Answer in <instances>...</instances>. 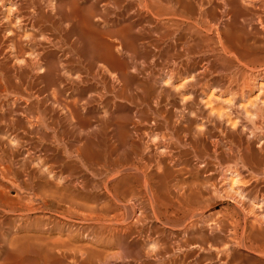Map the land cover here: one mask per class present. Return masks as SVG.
Wrapping results in <instances>:
<instances>
[{
    "label": "bare ground",
    "instance_id": "bare-ground-1",
    "mask_svg": "<svg viewBox=\"0 0 264 264\" xmlns=\"http://www.w3.org/2000/svg\"><path fill=\"white\" fill-rule=\"evenodd\" d=\"M121 1L123 0H0V72H2L4 76L3 81L5 83V85H2V81H0V92L8 94L7 90L10 89V92H16V94H20L23 93L20 87L25 85L27 89L24 90L30 91L29 95L33 96L34 99H37L38 96L41 95L42 91L40 89L35 91L34 89L36 88L37 84H39V81H50L53 79V77H55V63L53 64L51 62L45 61L42 53H37L36 51H27L40 50L39 47H41L43 44L55 46V43H58L56 42L57 39L55 38L59 37H55L53 34V32L56 33V31L64 33L63 36L66 39V41L64 40V43H69V45H66L67 50V46L71 47L72 49L82 48L85 50V53L82 52V54L85 56V59L87 56L90 58V63L87 62L88 60H85L87 63H89L87 64L88 67H86V70L87 68L91 70H88V72L85 71V73L89 74V72H91V74L88 76L93 79L98 77L107 83L105 81V76L107 75L106 73H109L107 72L109 69L105 63L108 59L112 58L113 55L111 50H113L114 47L108 44L105 39L107 37L118 36L122 37L121 39L119 38V40L124 43L126 42L125 40H127L126 36L133 34V23L124 25L122 24L121 26L120 23L118 24L119 27H117L115 23H118L119 21L115 20V23H112L115 25V27L111 29L105 28V26H111V24L109 25L110 21L107 20V14L110 10H120ZM131 1L133 0H129V3L132 4ZM145 1H147L148 5L152 4L153 7H150L153 12L151 10L150 11L153 13L155 18V21L150 24L151 28L149 30L150 32H148L151 33L150 35L152 36L151 39H148L150 40V46L153 48V50H157V52L159 50H168L169 53L166 55L170 61V65L168 67L169 69H167L168 71H166V74L164 73L165 75L163 79L159 78L157 83H163L164 85L173 89V93H178L180 97H178V95L177 97L180 98L179 100L181 101V105H178L180 106L178 108L180 111L175 109L172 106L173 104L170 102L162 101L159 96L147 98L144 93L141 95V97L132 93V88L127 86L123 79H119L113 75L114 73H111L112 75L109 73L112 83L115 80L117 83H119V86H113L114 83H109L108 85L119 98L129 101L132 104L134 102H140V105H143L144 107V112H142L143 115H145L146 112L151 114L150 118H147L145 121H143L146 122V126L148 125L145 134L139 137L141 141H145V145L148 147V149H146L147 151H157L160 150L159 148H161L165 151L167 150L168 153L170 150H168V148L171 144H161L160 141L162 140L161 138L163 136L160 133L155 132V130L157 131L158 128L160 129V126L163 124L166 126V129L169 128L174 136H176L175 139L179 144H182L185 148L187 147V149H190L188 150L189 152H186L192 154L196 160V164L194 163L195 165L191 166L189 163H187V161H183L182 166L176 165L178 168L175 170V172L171 170L172 173L174 172V175L175 173L187 174V177L193 178V181L188 180V182H178V186H176L174 183L175 185H173V187H176L172 189L173 194H169V192L172 190H168L169 192L166 190L168 194L171 195V203L168 204L169 202L166 201L168 199H165L168 198V195L165 194L166 196L164 199L169 205V212L171 210L172 214L174 215V222L172 221L173 225L175 224V227H181L189 239L196 236V239L198 238L199 242H196L195 245L193 244L190 246L188 241H182L179 244H176V246L172 245L170 248L165 246L163 248L160 247V249L156 250L158 252L157 256L160 260L163 259L162 261L165 262L166 259L167 261L169 259L173 261V255L174 252H177L176 250H179V252H181L180 254L184 257H188L189 255L193 254L196 256V258L200 256L198 253V251H200L206 252L212 259L218 261L219 264H238L234 259H232V261L230 259L232 255L237 253L238 249H241L249 252L252 256H255L254 258L252 257L254 264H264V0H150V3H148V0H144V2ZM160 1L167 2L168 5L164 6L165 4L162 5ZM143 6L144 5H142V7ZM144 8H146V6ZM145 11L148 12L147 9H145ZM52 13L56 14L58 19H55L53 16H51ZM120 17H122L121 14L118 15L117 19ZM62 21L66 22L68 25V29L66 27L67 30H63L61 28ZM132 37V39H130L135 42L137 40L136 35H132ZM4 44H6L5 49L2 48ZM55 47H57V44ZM59 49L64 50L62 48ZM70 49L69 51H72ZM182 50H207L210 53H207L208 55L205 53L206 56L200 58V66L197 65L199 67L195 70L194 67H191L193 68V71H189L188 73L187 63L184 61V59H186L188 56L187 53ZM72 53L75 55V57H77L75 54L76 52L74 53L72 51L71 55ZM80 53L81 51H79V54ZM156 55L157 53L155 56ZM81 58L83 57L80 56V62L83 63L84 61H81ZM75 63L77 62L74 61L72 64ZM233 64H235V71L232 70L234 72L230 73L229 68L233 67ZM216 65H219V68H221V70H219L224 72L223 74L226 82H222V84H218L216 79L214 80L209 77L212 72H216ZM71 67L73 66L71 65ZM80 67L81 69L79 70L81 71L83 70L82 68H84V65ZM188 69H190V67ZM72 70L73 69H71V71ZM79 72L75 74V77L74 75L71 76L69 80L71 85L74 87L85 83L86 80L89 79L87 74L85 75L87 77H84V75H80L81 73L79 74ZM222 72H220V74ZM119 76L122 77L121 75ZM0 78L2 79V77ZM165 78L166 81H164ZM187 78L189 79L188 81H186ZM14 80L17 82H13ZM178 80L185 81H181L183 83H180V85V81L178 82ZM174 82H178L179 85H176L179 87H177ZM52 84L53 83L51 82V85ZM47 85L48 84H46V86ZM59 90L60 89H58V91ZM254 92L257 94L252 98L250 95ZM216 95H218V97ZM222 96H227V98H225V100H227L225 101L224 99L220 98ZM7 97L8 95L5 98ZM249 97L252 99L250 98V100ZM18 99L27 100L28 98L20 99L18 97ZM61 100H63V98ZM219 100H224L223 102L225 108L222 107L223 109H220L221 111L217 112L214 109H218V106L215 105L216 107L214 108L211 105L212 103H215V101L219 102ZM13 102L11 101V103ZM219 103L221 104V102ZM39 104L40 103H38V101L33 104L31 102V105L29 104L30 107H26L25 110L21 111V115L24 116V120H22L23 122L20 120L14 121L12 119H6L4 116H0V121L5 123V126L3 125L4 131L0 132L1 136H5L7 141L6 144H8L9 147L15 145L14 151H7L3 148L4 143L0 139V221L2 220L1 218H3L1 215L7 216L9 214L14 215L17 213V218L15 217L16 220L12 221L14 222L13 225L12 222H10L11 220H9V225L7 224V228L4 229L5 231L7 230V233L12 235V238L5 237V239L8 238L11 240L8 241L6 239L7 247L5 246V249L2 247L0 250V260L3 263L11 264H88L90 256L97 252V248H95L96 250L94 249V252L92 249L94 246L90 245L92 250H90L87 244H82L80 246L77 244L76 246L74 240H76V238L78 239L77 236L80 234L78 233V229H70V232H68V234L66 233V238L63 237L65 240H59V236L54 239L51 237V235L54 232L58 233V227L54 229V227H56L55 225H53L54 227H48L49 224H46V222H50L52 216L46 217V219H43L42 216L38 218L33 217V220L31 218L32 215H35L38 212L45 213L48 211L49 215H55L58 213L64 217L63 219L67 218V220H69V218L72 219L77 217V219L81 220V225H83V223L93 222L95 225L97 224L99 228H103L105 224H107L108 228L110 224H114L116 225L115 230L120 231V229L118 230V227L121 228L125 225H133L138 219L137 216L133 218L134 220H130L129 222L127 220L129 218L126 220L121 219L120 217L118 218V215L115 212L121 207L120 204L124 201L125 203L127 202V204L123 205H128L132 210L135 209L139 202L135 205L134 195L139 194L140 190L143 189H145L147 192H150L151 188L149 181L154 178L150 176L151 174L144 173L146 170L143 168L145 167L141 168L139 165L135 166L130 164V161H133L132 158H134L136 162V157L138 156L137 154V156H135L134 151H132L133 149L130 150L128 148L129 152L125 151L131 155L134 153L132 156H130V158H128L129 156L124 157L125 152L123 156V152L120 154L123 158H128L127 160H131L125 162V159H121L122 164L118 165L120 162V159L118 161L116 159V156L118 155L115 154L116 156H112L117 150L115 151L114 149L111 154L110 150H113L112 148L115 147H112V145L110 146L106 143V145L110 146V148L112 147L108 151L109 153L107 152V154H111L110 156L115 157L116 161L118 162L115 163L116 167H112V171L110 170L111 173L109 174V178L107 176L105 178L102 177L103 181H99L102 189L107 191V193L106 191H103L102 194L109 198V200H106L104 204L101 205L93 204L94 207L92 208L87 207L85 202L83 204L82 201H86L87 203V200L88 202H91V199L86 200L87 197L80 196L81 194L79 191L78 194L74 193L76 189L81 188L78 186V182L80 180H72V177L69 178L66 175V177H63L64 174L62 171L68 167L69 169L72 167L77 168L78 165H80L81 168L85 167L89 169L90 167H95L104 156H109L106 153V155H104V151L107 148H103L104 151L102 147H100V151H98L97 148L90 150L89 147L91 139L86 136H84L85 138H81L79 136L81 138L79 144L74 148L70 147L73 150L71 152L72 154L68 155V161H66L67 159L65 160L67 156H64L62 159V153H60L59 156L58 153L51 152V149L48 146L38 147L37 145H34L30 142L27 144L25 151L23 152L24 149L22 150V153L18 150V147H21L22 143L26 144L25 137L27 134L35 132V134L40 135L37 130H39L43 124L44 128L47 129L50 126H48L47 122L45 124L46 120H40V116L35 117L33 111H31L33 108L36 110V108L39 107ZM11 106L12 105H10V107ZM193 106H198V108L201 107V109L204 107V109H202L204 110V120H195L194 117L197 115L194 109L195 107ZM171 108H174V111L171 110ZM4 110L5 102L0 101V111L2 114H4ZM45 111L43 112L45 113ZM175 111L178 115H174L175 113L173 114ZM15 112L16 111H14V114L16 115L17 112ZM53 117L49 118L55 120ZM74 117L77 119V122H80V119L76 115ZM144 118L146 117L144 116ZM139 119H141V117ZM146 120H148V122ZM197 122L200 123V126L197 125ZM102 123L104 124V121H102ZM103 124L101 126H103ZM107 124L111 125V122ZM191 124L194 125L192 129ZM131 126H133V129L131 130L137 132V126L135 124H132ZM16 127L23 129L24 133H17L14 129ZM54 127H56V125H54ZM68 127L70 126L67 125V128ZM51 128L52 126L50 127V130ZM107 128H111V126ZM107 128L106 130H103L104 127L99 129L96 135L97 139L94 136L92 143H94L96 147H99L102 145V143L104 144L103 140L106 139V134L104 136L105 139H103L102 130L103 132H106ZM119 128H122L121 124ZM112 129L113 126L110 129V132L113 131ZM114 129L116 128L114 127ZM211 129L215 130L214 134L211 133ZM131 132L125 130V137L130 138ZM173 134L171 135L170 133L172 137H174ZM44 135L46 134L44 133ZM55 135L57 136L58 134ZM60 135H62V133ZM113 135L116 136L115 130ZM47 137L46 139H48ZM57 137L60 138L61 136L59 137L58 135ZM98 138L100 140H98ZM114 138L116 137H113V139ZM134 140L135 139H133V141ZM110 141H112V139ZM116 142L117 141L115 140V143ZM117 145L116 148H119ZM40 147H42L41 150L37 152L36 149ZM91 148H93V146H91ZM67 151H65V153L68 154ZM162 151L163 150H161V152ZM36 152L38 154L35 155ZM163 152L162 154L160 153L161 156H164ZM170 153H168V157L172 156ZM184 153L185 151L182 152V154ZM140 156L142 155L140 154ZM164 157H167V155ZM172 158L173 157L169 158L171 169H173L172 167L175 166L173 164L174 162L171 161L173 160ZM115 159L114 162H116ZM142 159L144 160L143 156ZM14 160H17V163H15ZM179 160L182 161V159ZM101 161H103V159ZM123 161L125 163H123ZM114 162L112 160L111 164H114ZM177 163L179 162H175V164ZM105 164L103 163L98 167L102 168V166H105ZM124 164L127 167L122 168L121 165ZM108 165L109 164H106V166ZM157 166H159V164ZM161 166L162 165L157 167L159 171H161ZM98 167L97 171L95 170V172L99 173L102 171L104 173L107 171V167L103 170L100 169L101 171H98ZM83 169L84 168H82V170ZM79 171L81 170H78V172ZM89 171V173H91V170ZM150 171L149 173H151ZM71 172L73 173V171H70L68 172V175H70ZM95 172L94 174H97ZM64 173L66 172L64 171ZM125 175L126 177L121 178V176L123 177ZM71 176H73V174ZM153 181L151 182L152 184ZM158 181L161 182L162 179ZM7 183H10L16 189L14 192L15 195L12 197H9L5 191ZM179 184L181 185L179 186ZM259 184L263 186V190L258 188ZM146 191L145 194H147ZM215 195H223L224 198H227L228 201H230L228 203H232L230 205H233L234 207L229 208L221 213L204 215L211 206V203L209 205L211 198L215 197ZM100 197L101 196H98V198L96 197L98 201ZM136 197H138V195H136ZM96 198L94 197V199ZM97 199L95 201H97ZM159 210H161V208ZM130 211L131 210H129V212ZM140 211H142L141 208L139 212ZM141 214L143 213L141 212ZM169 219H171V217ZM5 220L6 219H3V225ZM172 222L170 221L169 223ZM37 223L40 224L38 225ZM5 225L2 227L5 228ZM69 225L67 227H69ZM91 227L92 226L89 228ZM112 227L114 228V226ZM98 231L100 230L98 229ZM76 233H78L77 236ZM61 234L64 233L62 232ZM90 234H87L86 232L81 234L85 241L89 242L88 244H90L91 240ZM93 234L94 232H92V235ZM98 234L100 235V232ZM96 239L95 241H91L95 243ZM217 241L220 243L217 244ZM155 249L156 248H154V251ZM100 251L102 250L100 249ZM240 252L242 253V251ZM97 254L99 255L100 252L96 253V256ZM154 255L156 256V254ZM96 256L94 254L95 258ZM196 258L195 260H197ZM157 262H159V260H157ZM192 262L194 263V260Z\"/></svg>",
    "mask_w": 264,
    "mask_h": 264
},
{
    "label": "rangeland",
    "instance_id": "rangeland-1",
    "mask_svg": "<svg viewBox=\"0 0 264 264\" xmlns=\"http://www.w3.org/2000/svg\"><path fill=\"white\" fill-rule=\"evenodd\" d=\"M139 1V2H138ZM149 2L148 3H150L151 1L150 0H148ZM132 2V4L131 3H129V0H123V1H121L120 3V6H121V9L120 10H110L109 11V13L107 14V20L108 21H110V23H109V25L111 24V26L109 27H107V26H105V28H107V29H111V28H113V27H115V25H117V27H119L118 26V24H120V26L123 24H128V23H133L134 25H133V30H132V32H133V34H131V35H127L126 37H127V40H125L126 42H124V43H126V44H124V43H122L120 40H119V38L121 39L122 37H118V36H112V37H107L105 40H106V42L108 43V44H110L111 46H113L114 47V49L113 50H111V53H112V58H110V59H108L107 60V62L105 63V64H107V68L109 69V70H107V72H109L110 74L112 73H114L113 75H115L116 77H118L119 79L121 78V79H123L124 80V82L126 83V85L127 86H129L130 88H132V90H133V92L132 93H134V94H136V95H138L139 97H141V95L144 93L145 94V96L147 97V98H149V97H156V96H159L160 98H161V100L162 101H166V102H170L171 104H173L172 106L175 108V109H177L178 111H180L178 108L180 107V106H178V105H181L180 104V98H178V97H180L179 95H178V93H176V92H174L173 93V89H171L169 86H166V85H164L163 83H161V84H158L157 82V80L159 79V78H162L163 79V77H164V75L166 74V71H168L167 69H169L168 67H169V63H170V61H169V58H168V56H166V55H168L169 53H168V50H159L158 52H157V50H153V48L150 46V43H149V41L150 40H148V39H151L152 38V36L150 35L151 33H148V32H150L149 30H150V28H151V25L150 24H152V22H154L155 21V18H154V15H153V11H152V9H151V7L150 6H152V4H147V1H145L144 2V0H133V1H131ZM136 4H135V3ZM144 2V3H143ZM155 2V1H154ZM161 3H162V5L163 4H165L164 6H167L168 5V3L167 2H164V1H160ZM143 3V4H142ZM147 4V5H146ZM154 4V3H153ZM130 5V6H129ZM142 5H144L143 7H142ZM129 6V7H128ZM146 6V8H144ZM153 7V6H152ZM129 8V9H128ZM140 8H141V10H140ZM124 9V10H123ZM134 9V10H133ZM145 9H147L148 10V12L147 11H145ZM152 12H151V11ZM150 12V13H149ZM145 13V14H144ZM110 14V15H109ZM122 15V17H120L119 19H117V17H118V15ZM109 15V16H108ZM116 15V16H115ZM137 15V16H136ZM51 16H53L55 19H58L57 17V15L56 14H54V13H52L51 14ZM113 16V17H112ZM153 16V17H152ZM130 19V20H129ZM115 20H118L119 22L118 23H115L114 21ZM144 20H145V22H144ZM115 23V25L114 24H112V23ZM123 22V23H122ZM151 22V23H150ZM44 23V22H43ZM64 23H65V25H64ZM48 24V23H47ZM46 24V25H47ZM143 24H145V25H143ZM148 27H147V26ZM66 27H67V29H68V25L66 24V22H63L62 21V25H61V28L63 29V30H67L66 29ZM139 27V28H138ZM102 28H104V27H102ZM143 30H145V31H143ZM57 33V34H56ZM56 33H54L53 32V34L55 35V37H58V38H55V39H57L56 40V42H58V43H55V46H56V44H57V47H55V46H53V45H47V44H43L41 47H39L40 48V50H26L27 52H31V51H36L37 53H42L43 54V56H44V60L45 61H47V62H51V63H55L54 65H55V77H53V79L52 80H50V81H47V80H43V81H39L38 83L39 84H37V86H36V88L34 89V91L35 90H37V89H40L41 91H42V93H41V95L40 96H38V98L36 99H34V97L33 96H30L29 95V93H30V91H25L26 89H27V87L24 85L23 87L21 86V85H19V86H21L20 88H21V91L23 92V93H17L16 94V92H10V89H8L7 90V93L8 94H5V93H3V92H0V97H2V98H0V101L1 102H5V110H4V114H2V112L0 111V116L2 117V116H4L6 119H12V120H20V121H22V120H24V116L23 115H21V111L22 110H25V108L26 107H30V105H31V102H32V104L33 103H35V102H37L38 101V103H40L39 104V107L38 108H36V110H35V108H33V110H31V111H33V113H34V116L35 117H39V119L41 120L42 119V121H45V124H46V122H47V124H48V129L47 128H44V124L42 125V127H40V131L39 130H37L38 132H39V134L40 135H38V134H35V132H33V133H30V134H27L26 135V139H25V141H26V144H24V143H22V145H21V147H18V150L19 151H21L22 152V150H23V152L25 151V149H26V146H27V144H29V142L30 143H32V144H34V145H37L38 147L39 146H42V147H49L50 149H51V152H54V153H58V155L60 156V153H62L61 154V157H62V155H63V157H62V159L64 158V156L66 157L65 158V160L68 158V155H71L72 153V150L73 149H71V148H74L75 146H77L78 144H79V141H80V139L81 138H85L84 136H86V137H89L90 139H91V143H90V147H89V149L90 150H93L94 148H97L98 149V151H100L101 150V148L100 147H102V149L103 148H107L105 151H104V149H103V151H104V155H106L107 154V152L112 148V147H115V148H112L113 150H110V153L112 152V151H114V149H115V151L117 152H114V154L112 155V156H116L115 154H117L118 156H116V159H117V161L120 159V162H119V164L118 165H120V164H122L121 163V161L123 160V159H125V162H127V161H130V160H127L128 158H130V156H132L134 153H135V156H137L136 158V162H135V159L134 158H132L133 159V161L131 160L130 162V164H133V165H135V166H138L139 165V167L141 166V168L142 167H145V168H143L144 170H146L144 173H147V174H151L150 176L151 177H153L154 179H152V180H150L149 182V185H150V188H151V191L150 192H147L145 189H143V190H140V192H139V194H135L134 195V199H135V205H136V203H138L137 204V206L135 207V209H131L128 205V207L127 206H125L126 204H127V202L125 203L124 201L120 204V208H119V210L118 211H116L115 213L118 215V218L120 217L121 219H124V220H126L127 218H129V219H127L129 222H130V220H134L133 218H135V217H137L138 216V219H137V221H136V223H134L133 225H128V226H132V227H128L127 225H125V226H123V227H121V228H119L118 226V230L120 229V231H116L115 230V228H116V225H114V224H110V226L107 228V224H105V226L103 227V228H99V226L96 224H94L93 222H89V223H83V225H81L82 224V222H81V220L80 219H77V217H74V218H69V220H67V218H65V219H63L64 217H62L60 214H55V215H49V213H48V211H46L45 213H42V212H38L37 214H35V215H32V219L34 220V218H38V217H41L42 216V218L43 219H46V217H51V220H50V222L49 223H47L46 222V224H49L48 225V227H52L53 225H55L56 227H54V229H56L57 227H58V230L60 231V233H59V231H58V233L57 232H54L52 235H51V237H53L54 239L56 238V237H58L59 236V240H65L64 238H66L65 236L68 234V232H70V229H72V230H74V229H78V233H80V234H78V233H76V236H77V234H78V239L76 238V240H74L75 241V244H76V246H77V244H79L78 246H80V245H85V244H87L88 246H89V248H90V245L91 246H94L92 249H93V251H94V249L95 248H97V252H93V251H91V252H93L94 254H95V256H96V253H99L100 252V254L98 255L97 254V256H96V258L94 257V254H92L91 256H90V258H89V262H88V264H194V263H196V264H219L218 263V261H215L214 259H212L206 252H200V251H198V253H199V257L198 258H196V256L195 255H193V254H191V255H189L188 257H184V256H182L180 253L181 252H179V250H176L177 252H174V255H173V261L172 260H168L167 261V259H166V261L165 262H163L162 260L163 259H159L158 258V256H157V251L156 250H158V249H160V247L161 248H163L164 246L165 247H172V245L174 246H176V244H179L180 242H187L188 241V244L191 246V245H195V243L196 242H199L198 241V238L196 239V236L195 237H191V239H189V237H187V235H185V233H184V231L182 230V228L180 227H175V224L173 225V220H174V215L172 214V212H171V210H170V212H169V205L168 204H170L171 203V195H169V194H173L172 192H173V190L172 189H174V187H176V186H178V182H188V180H192L193 181V178H191V177H187L188 175L187 174H178V173H175V175H174V172H175V170H177V168L178 167H176V165L177 166H182V163H183V161H187V163H189L191 166L192 165H195L196 164V160H195V158L193 157V155L192 154H189V153H187V152H189L188 150H190L189 148L187 149V147L185 148L184 147V145H182V144H179L178 142H177V140L175 139L176 138V136H174V134L171 132V130H169V128H167L166 129V126L165 125H161L160 127V129L158 128V130L156 131L155 130V132L156 133H160L163 137H165V138H161L162 140L160 141V143L161 144H171L170 146H169V148H168V153H170V152H172V153H170L172 156H169L168 157V153H167V150L165 151L164 149H161V148H159L160 150H157V151H147L146 149H148V147H146L147 145H145V141H141L140 139H139V137L140 136H143L144 134H145V132H146V128H147V126H146V122H143V121H145V119H147V118H150V116H151V114H149L148 112H146L145 113V115H143L142 114V112H144V107H143V105H140L141 103L139 102V103H136V102H134L133 104L132 103H130L129 101H125V100H123V99H121V98H119L118 96H117V94L115 93V92H113L112 90H111V88H110V86L108 85L109 83H111V84H113V86H119V83H117L115 80L113 81V83H112V80H111V76H110V74L109 73H106L105 75V77H106V79H105V81L107 82V83H105L104 81H102L101 79H99L98 77L97 78H95V79H93V78H91L90 76H88V75H90L91 74V72H89V74L88 73H85V71L86 72H88V70L89 71H91L89 68H87V70H86V67H88V65L87 64H89L90 63V58H88V56L86 57V59H85V56L82 54V52L83 53H85V50H83L82 48H78L79 49V51H81V53L79 54V51H78V49H72L71 47H69V46H67V48H68V50L66 49V45H69V43L67 44V42L66 43H64V40L66 41V39L64 38V33L63 32H60V31H56ZM137 34H138V36H137ZM132 35L133 36H135L136 35V37H137V40L135 41V42H133V40H131L133 37H132ZM1 36V35H0ZM62 36H63V38H62ZM132 38H131V37ZM61 37V38H60ZM73 38H75V37H73ZM73 38H71V39H73ZM131 38V39H130ZM59 39V40H58ZM60 39H63V40H60ZM116 40V41H115ZM59 41H62V42H59ZM140 41V42H139ZM146 41V42H145ZM113 42V43H112ZM144 42V43H143ZM136 43V44H135ZM148 43H149V45H148ZM140 44V45H139ZM6 44H4L3 46H2V48H4L5 49V46ZM60 45H61V47H60ZM120 45V46H119ZM125 45V46H124ZM44 46V47H43ZM52 46V47H51ZM65 48H64V47ZM121 47V48H120ZM51 48V49H50ZM59 48H62V49H64V50H61V49H59ZM71 48V49H70ZM139 48V49H138ZM152 48V49H151ZM66 49V50H65ZM69 49L70 50H72L76 55H77V57H75V55H73V53H72V55L74 56H72L71 55V52L72 51H69ZM61 50V51H60ZM75 50V51H74ZM77 50V51H76ZM147 50V51H146ZM153 50V51H152ZM3 51H5V50H3ZM121 51H122V53H121ZM170 51V50H169ZM182 51H184L185 53H187V58L186 59H184V61L187 63V67L189 68L190 67V69H188L187 67H185V68H187V72L189 73V71L190 72H192L193 70V68H191V67H194V70L195 69H197L199 66H200V58H202L203 56H206V54L208 53H210L209 51H207V50H182ZM61 52V53H60ZM64 52V53H63ZM70 52V53H69ZM116 52V53H115ZM155 52V53H154ZM117 53H119V54H117ZM154 53V54H153ZM157 53V55L155 56V54ZM160 53V54H159ZM206 53V54H205ZM63 54V55H62ZM207 54V55H208ZM61 55V56H60ZM86 55V54H85ZM191 55V56H190ZM196 55H198V56H196ZM64 56V57H63ZM72 56V57H71ZM79 56V57H78ZM80 56L81 57H83V58H81V61H84V62H86L87 60V62H89V63H81L80 62ZM151 56V57H150ZM121 59H119V58ZM76 58V59H75ZM157 58V59H156ZM193 58V59H192ZM73 59V60H72ZM78 59V60H77ZM82 59H84V60H82ZM154 59V60H153ZM192 59V60H191ZM62 60V61H61ZM86 60V61H85ZM187 60H189V61H187ZM53 61V62H52ZM75 61V62H77V63H75V64H72L73 62ZM193 63H192V62ZM79 62H80V64H82V65H84V68H82L83 70H79V69H81V67L80 66H82V65H80L79 64ZM92 62V61H91ZM199 64H198V63ZM129 63V64H128ZM189 63V64H188ZM195 63V64H194ZM59 64V65H58ZM62 64V65H61ZM166 64V65H165ZM68 65V66H67ZM71 65L74 67H71ZM86 65V66H85ZM134 66V68H133V66ZM191 65V66H190ZM197 65H199V66H197ZM66 66V67H65ZM131 66H132V70H131ZM218 66V67H217ZM234 66H235V64H233V67H230L229 68V72L231 73H233L235 70H234ZM68 67V68H67ZM80 67V68H79ZM216 68H217V70H216V72H212V74L209 76L210 78H212V79H216V82L219 84H222V82H226L225 81V79H224V72H222V71H220L221 70V68H219L220 66L219 65H216L215 66ZM215 68V69H216ZM71 69H73L72 71H71ZM125 69V70H124ZM220 69V70H219ZM231 69V70H230ZM64 70V71H63ZM232 70H234V71H232ZM61 71H63V72H61ZM68 71V72H67ZM70 71V72H69ZM80 71V72H79ZM84 71V72H83ZM164 71V72H163ZM222 72L221 74H220V72ZM72 72V73H71ZM79 72V74L80 75H84V77H87L88 76V78L89 79H87L86 80V82L85 83H82V84H80V85H77V86H72L71 85V82L69 81L70 80V78H71V76H73L74 75V77L76 76L75 74H77ZM1 74H0V77H2V79L0 78V81H2V85H5V83H4V81H3V78H4V76H3V74H2V72H0ZM60 73V74H59ZM84 73V74H83ZM116 73V74H115ZM165 73V74H164ZM228 73V72H227ZM64 74V75H63ZM87 74V76H85ZM111 74V75H112ZM220 74V75H219ZM223 74V75H222ZM2 75V76H1ZM62 75V76H61ZM119 75H121L122 77H120ZM127 77H126V76ZM214 75V76H213ZM217 75V76H216ZM67 76V77H66ZM83 77V76H82ZM218 78V80H217V78ZM66 79H68V80H66ZM224 80V81H222V80ZM66 80V81H65ZM128 80V81H127ZM189 79L187 78L186 79V81H188ZM164 81H166V78H165V80ZM180 80H178V82H179ZM181 81H185V80H181ZM179 82V84L181 83H183V82ZM219 81V82H218ZM221 81V82H220ZM13 82H17L16 80H14ZM51 82L54 84H52L51 85ZM178 82H174L175 83V85L176 84H178ZM115 83H117V84H115ZM10 84H12V83H10ZM46 84H48L47 86H48V88H47V86H46ZM49 84H50V86H49ZM56 84H58V85H56ZM62 84V85H61ZM153 84V85H152ZM178 84V85H179ZM180 84V85H181ZM42 85V86H41ZM161 85V86H160ZM163 85V86H162ZM174 85V86H175ZM177 86V85H176ZM74 87V88H73ZM163 87V88H162ZM167 87H169V88H167ZM177 87H179V86H177ZM53 88V89H52ZM25 89V90H24ZM58 89H60L59 91H58ZM136 89V90H135ZM139 89V90H138ZM168 89H169V91H168ZM47 90V91H46ZM56 90H57V93H56ZM131 90V91H132ZM172 90V91H171ZM52 91V92H51ZM74 91H75V93H74ZM137 91V92H136ZM49 92H50V94H49ZM172 92V93H171ZM26 93H27V95H26ZM53 93V94H52ZM99 93V94H98ZM113 93H115V94H113ZM167 93H169V94H167ZM10 94V95H9ZM48 94H49V96H48ZM51 94H52V96H51ZM55 94V95H54ZM69 94V95H68ZM253 94V95H252ZM250 96L253 98V97H255L254 95H256L257 93H252ZM3 95H4V98L8 95V97L7 98H5V100H4V98H3ZM29 95V96H28ZM65 95V96H64ZM72 95V96H71ZM177 95H178V97H177ZM208 95H209V93H208ZM42 96V97H41ZM55 96V97H54ZM90 96V97H89ZM98 96V97H97ZM100 96V97H99ZM116 96V97H115ZM169 96V97H168ZM217 97H218V95H216ZM18 97L21 99V98H28L27 100H23V99H21V100H19L18 99ZM50 97V98H49ZM73 97V98H72ZM114 97V98H113ZM118 97V98H117ZM166 97V98H165ZM175 97V98H174ZM251 97H249V99L251 98ZM12 98V99H11ZM16 98H17V100H16ZM30 98V99H29ZM33 98V99H32ZM52 98H53V100H52ZM59 98H63V100H61V99H59ZM113 98V99H112ZM167 98H169V99H167ZM178 98V99H177ZM220 98H222V99H224L225 100V98H227V96H222V97H220ZM229 98V97H228ZM251 98V99H252ZM10 99V100H9ZM15 99V100H14ZM56 101H55V100ZM71 99V100H70ZM117 99V100H116ZM167 99V100H166ZM250 99V100H251ZM4 100V101H3ZM13 100H14V102H13ZM29 100V101H28ZM31 100H33V101H31ZM35 100H37V101H35ZM48 100V101H47ZM59 100V101H58ZM140 100V99H139ZM169 100V101H168ZM217 100V99H216ZM223 100V101H224ZM227 100V99H226ZM225 100V101H226ZM11 101L13 102V103H11ZM28 101V102H27ZM72 101V102H71ZM173 101H174V103H173ZM222 100L220 101L219 100V102H221V104L219 103V102H216L215 101V103H212V105L211 106H213L214 108L216 107V106H218L217 108L218 109H214L215 111H221L220 109H223V108H225V105H224V102H223ZM6 102H9V103H6ZM70 102V103H69ZM126 102V103H125ZM20 103V104H19ZM49 103H51V104H49ZM57 103V104H56ZM111 103V104H110ZM217 103V104H216ZM219 103V104H218ZM9 104V105H8ZM15 104V105H14ZM18 104V105H17ZM23 104H25V105H23ZM30 104V105H29ZM46 104V105H45ZM70 104V105H69ZM73 104V105H72ZM139 104V105H138ZM175 104V105H174ZM245 104V103H244ZM6 105H8V106H6ZM10 105H12L11 107H10ZM21 107H20V106ZM58 105V106H57ZM65 107H64V106ZM77 105V106H76ZM112 105V106H111ZM177 105V106H176ZM210 105H209V107H210ZM216 105V106H215ZM16 106V107H15ZM19 106V107H18ZM24 106V107H23ZM46 106V107H45ZM48 106V107H47ZM62 106V107H61ZM143 108H142V107ZM7 107H8V110H7ZM66 107H67V109H66ZM76 107V108H75ZM139 107H141V108H139ZM193 107H195L194 109H195V112H196V115L197 116H195L194 118H195V120H197L198 121V119L199 120H204V110H202V109H204V107H202V109H201V107H199L198 108V106H193ZM193 107H192V109H193ZM221 107V108H220ZM223 107V108H222ZM44 108V109H43ZM174 108H171V110H173ZM212 108V107H211ZM38 109V110H37ZM52 109V110H51ZM112 109V110H111ZM199 109V110H198ZM11 110V111H10ZM46 110V111H45ZM67 110V111H66ZM14 111H16L15 113H16V115L14 114ZM38 111V112H37ZM43 111H45V113H46V115H45V113L43 112ZM52 111V112H51ZM61 111V112H60ZM69 111V112H68ZM72 111V112H71ZM174 111V110H173ZM19 112V113H18ZM63 112V113H62ZM201 113V114H199V113ZM42 113V114H41ZM60 113V114H59ZM69 113V114H68ZM138 113V114H137ZM148 113V114H147ZM175 113V114H174ZM2 114V115H1ZM38 114V115H37ZM72 114V115H71ZM91 114V115H90ZM173 114L174 115H178V114H176V111L175 112H173ZM77 116L79 119H80V122H77L76 120L77 119H75V117L74 116ZM137 115H138V117H137ZM14 116H17V117H14ZM46 116V117H45ZM47 116H49L50 118H52L53 116V118H55V120L53 121L52 119H50L49 117H47ZM144 116L146 117V118H144ZM8 117V118H7ZM20 117V118H19ZM45 117V118H44ZM68 119H67V118ZM74 119H73V118ZM141 117V119H139ZM23 118V119H22ZM44 118V119H43ZM46 118H48V119H46ZM139 119V120H138ZM143 119V120H142ZM47 120H50V121H47ZM92 120V121H91ZM94 120V121H93ZM112 120H113V122H112ZM138 120V121H137ZM41 121V122H42ZM53 121V122H52ZM64 121H66V122H64ZM70 121V122H69ZM102 121H104V124L102 123ZM107 121V122H106ZM109 121V122H108ZM115 121V122H114ZM147 122H148V120H146ZM151 121V120H150ZM23 122V121H22ZM56 122V123H55ZM57 122H58V124H57ZM76 122H77V124H76ZM105 122H106V124H105ZM111 122V125L110 124H107V123H110ZM122 125V128H119L120 127V124ZM127 122V123H126ZM139 122H141V123H139ZM0 132H2V131H4V122L2 121H0ZM43 123V122H42ZM55 123V124H54ZM89 123V124H88ZM103 124V126H101L102 124ZM116 123V124H115ZM138 123V124H137ZM143 123V124H142ZM52 124H54V125H56V127H54V125H52ZM75 126V128H74V126ZM79 124V125H78ZM101 124V125H100ZM132 124H135L137 127V132H135V131H133V130H131V129H133V126H131ZM141 124V125H140ZM194 124H196V123H194ZM4 125V126H3ZM67 125L68 126H70V127H68L67 128ZM107 125H109V126H111V128H112V126H113V131L112 132H110L111 130V128H107V127H109V126H107ZM197 125L198 126H200V123H198L197 122ZM52 126V128H51V130H50V127ZM88 126V127H87ZM99 126H101V127H99ZM60 127V128H59ZM84 127V128H83ZM95 127V128H94ZM104 127V129L103 130H106V128H107V131L104 133L103 132V130H102V133L104 134H102V137H103V139H105L104 138V136H105V134H106V139L105 140H103V142H104V144L102 143V145H100L99 147H96L95 146V144L94 143H92L93 142V138H94V136L96 137V139H97V132L99 131V129L101 128H103ZM114 127L116 128V129H114ZM194 127V125L193 124H191V129ZM44 128V129H43ZM70 128V129H69ZM118 128V129H117ZM211 128V127H210ZM15 129V131L17 132V133H19V134H21V133H24V131H23V129H21V128H19V127H16V128H14ZM20 129V130H19ZM82 129V130H81ZM88 129V130H87ZM163 129V130H162ZM43 130H44V132H43ZM49 130V131H48ZM55 130V131H54ZM80 131V133H79V131ZM109 130V131H108ZM114 130H115V134H116V136L115 135H113V133H114ZM125 130H127V131H132L131 133H130V138H126L125 137V135H124V131ZM53 131V132H52ZM211 131V133H215V130H213V129H211L210 130ZM41 132V133H40ZM85 132V133H84ZM108 132V133H107ZM171 133V135L173 134V136L174 137H172L171 135H170V133ZM44 133L46 134V135H44ZM62 133V135H60ZM74 133V134H73ZM83 133H84V135H83ZM94 133V134H93ZM43 135V138H42V135ZM55 134H58L59 135V137L61 138H58ZM159 134V135H160ZM111 135H112V138H111ZM177 135V134H176ZM28 136V137H27ZM39 136V137H38ZM48 136V137H47ZM81 138H80V137ZM46 137L48 138V139H46ZM92 137V138H91ZM113 137H116V138H114L113 139ZM161 137V136H160ZM172 137V138H171ZM178 137V136H177ZM37 138V139H36ZM42 138V139H41ZM58 138V139H57ZM174 138V139H173ZM0 139H1V141L4 143V145H3V148L5 149V150H7V151H10V150H13L14 151V147H15V145L14 146H11V147H9V145L8 144H6V138H5V136H1V133H0ZM44 139V140H43ZM61 141H60V140ZM112 139V141H110V140ZM132 139V140H131ZM133 139H135L134 141H133ZM152 139V138H151ZM160 139V138H159ZM38 140V141H37ZM68 140V141H67ZM98 140H100L99 138H98ZM114 140V141H113ZM115 140L117 141L116 143H115ZM126 141V142H125ZM69 142V143H68ZM73 142V143H72ZM174 144H173V143ZM106 143L107 144H109L110 146L112 145V147L110 148V146H108V145H106ZM117 145V143H118V147L119 148H116V145ZM132 143H134V144H132ZM114 144V145H113ZM121 144V145H120ZM128 144V145H127ZM131 144V145H130ZM51 147H50V146ZM120 145V146H119ZM176 145V146H175ZM55 146V147H54ZM63 146V147H62ZM91 146H93V148H91ZM104 146H106V147H104ZM131 146V147H130ZM42 147H40V148H38V149H36V151L38 152L39 150H41V148ZM71 147V148H70ZM125 147V148H124ZM143 147V148H142ZM68 148V149H67ZM71 150H70V149ZM123 148H124V150H123ZM128 148L131 150V149H133L132 151H134V153L131 155L130 153H127V152H129L128 151ZM56 149V150H55ZM58 149V150H57ZM187 149V150H186ZM68 150V151H67ZM161 150H163L162 152H163V154H164V156H166L167 155V157H164L163 155L161 156L160 155V153L162 154V152H161ZM65 151H67L68 152V154L67 153H65ZM125 151H127V152H125ZM178 151H179V153H178ZM180 151H182V152H184L185 151V153L184 154H182V152H180ZM187 151V152H186ZM20 152V153H21ZM22 152V153H23ZM35 153V155L36 154H38V153ZM123 152V153H122ZM124 152H125V155H124ZM131 152V151H130ZM151 154H150V153ZM166 152V153H165ZM70 153V154H69ZM106 153V154H105ZM109 153V152H108ZM119 153V154H118ZM122 153V156L124 155V157H128L127 159L126 158H123L120 154ZM126 153H127V155H126ZM132 153V152H131ZM177 153V154H176ZM67 154V155H66ZM112 154V153H111ZM110 154V155H111ZM137 154V155H136ZM140 154L143 156V158H144V160L142 159V156H140ZM144 154V155H143ZM153 154V155H152ZM166 154V155H165ZM174 154V155H173ZM107 155H109V154H107ZM109 155V156H110ZM107 157V156H104L105 157V159H104V157L102 158L103 159V161H99V163L95 166V167H90V169L89 168H85V167H82V168H84L83 170H84V172H83V170H82V168L80 167V165H78V167L77 168H71V169H69V167L67 168V169H65L64 171L66 172V173H64V171H62V173L64 174H62L63 175V177H66V176H68L69 178H73L72 180H77V181H79L78 182V186L79 187H81V188H79V189H76V191L74 192V193H77L78 194V191H79V193L81 194L80 196H82V197H87L86 198V200L87 199H91V202L89 203L88 202V200H87V203H86V201H82L83 202V204H84V202H85V205L87 206V207H89V208H92V207H94V205L93 204H95V205H101V204H104V202L106 201V200H109V198H107L105 195H103L102 194V192L104 191V189H102V187H101V185L99 184L101 181H103V178L102 177H108L109 178V174L111 173V171H112V167L114 168V167H116V164L115 163H118L117 161H116V159H115V157H112V156H110V157ZM179 156H180V158H179ZM118 157V158H117ZM134 157V156H133ZM139 157H141V158H139ZM171 157H173L172 159L173 160H171V161H173L174 163V167H172L173 169H171V167H170V160H169V158H171ZM176 157V158H175ZM115 159V161L116 162H114V159ZM175 158V159H174ZM107 159V160H106ZM122 159V160H121ZM179 159H182V161L181 160H179ZM69 159H67L66 161H68ZM106 160V161H105ZM112 160H113V162H114V164L112 163L111 164V162H112ZM138 160H139V162H138ZM176 160V161H175ZM189 161V162H188ZM14 162L15 163H17V160H14ZM100 162H101V164H109L108 166H109V168H108V166H106V164H105V166L103 165L102 166V168L100 167H98L99 165L101 166V164H100ZM124 161H123V163H125ZM142 162H143V164H142ZM175 162H179V163H177V164H175ZM172 163V162H171ZM192 163V164H191ZM195 163V164H194ZM159 164V166L160 165H162L161 166V171H159L158 170V168L157 167H159V166H157ZM20 165V164H19ZM19 165H18V167H19ZM156 165V166H155ZM122 166V168H124V167H127L125 164L124 165H121ZM129 166V165H128ZM151 166V167H150ZM97 167L99 168L98 169V171H101L100 169H106V167H107V171H105L104 173L101 171V172H95V170L97 171ZM105 167V168H104ZM16 168V167H15ZM149 168V169H148ZM154 168H155V170H154ZM29 169V168H28ZM76 169V170H75ZM20 170V169H19ZM70 172V171H73V173L71 172V174L70 175H68V172ZM78 170H81V171H79L78 172ZM89 170H91V173H89L90 171ZM92 170H94V171H92ZM109 170V171H108ZM111 170V171H110ZM151 170V171H150ZM174 171L173 173H172V171ZM149 171L151 172V173H149ZM154 171V172H153ZM87 172H88V174H87ZM94 172L95 173H97V174H94ZM109 172V173H108ZM102 173V174H101ZM155 173V174H154ZM159 175H158V174ZM73 174V176H71ZM108 174V175H107ZM66 175V176H65ZM80 175V176H79ZM94 175V176H93ZM96 175V176H95ZM99 175H101V176H99ZM105 175V176H104ZM158 176V177H157ZM160 176V177H159ZM162 176H163V178H162ZM182 176V177H181ZM186 178H184V177ZM100 177H101V179H100ZM124 177H126V175L125 176H121V178H124ZM173 178V179H172ZM184 178V179H183ZM162 179V181L161 182H159L158 180H161ZM174 179H177V180H174ZM71 180V181H72ZM90 180V181H89ZM154 180V181H153ZM184 180V181H183ZM7 181H8V179H7ZM83 181V182H82ZM100 181V182H99ZM153 181V184L151 183ZM169 181V182H168ZM9 182H10V180H9ZM11 183V182H10ZM10 183H7V185H6V187H5V191L7 192V194H8V196L9 197H12L13 195H15V188H14V186H12ZM176 184V186H174L173 187V185H175ZM159 184V185H158ZM172 184V185H171ZM80 185H82V186H80ZM153 185H155V186H153ZM181 184H179V186H180ZM158 186V187H157ZM172 186V187H171ZM259 187V189L260 190H263V186L262 185H258ZM8 187V188H7ZM155 187H156V189H155ZM166 187H168V188H166ZM99 188V189H98ZM155 190H154V189ZM158 188V189H157ZM171 188V189H170ZM179 188V187H178ZM99 190V191H98ZM154 190V191H153ZM169 190H172V191H168L169 192V194H168V192L167 191ZM106 191V190H105ZM104 191V192H105ZM145 191L147 192V194H145ZM110 192V191H109ZM166 192V193H165ZM92 193V194H91ZM106 193H107V191H106ZM111 193V192H110ZM143 193V194H142ZM149 193V194H148ZM143 196H142V195ZM168 195L167 197L168 198H165V196L166 195ZM136 195H138V197H136ZM140 195V196H139ZM148 195V196H147ZM98 196H101L100 198H99V201H98ZM161 197V199H160V197ZM162 196H164V197H162ZM218 198H217V197ZM221 196V197H220ZM94 197L97 199V201H95L96 199H94ZM141 197V198H140ZM170 197V198H169ZM136 198H137V200H136ZM168 199V200H166L167 202H169L168 204H167V202L165 201V199ZM222 198V199H221ZM164 199V200H163ZM82 200V199H81ZM101 200V201H100ZM226 200V201H225ZM94 201V202H93ZM165 201V202H164ZM98 202V203H97ZM99 202H101V203H99ZM159 202H160V205H159ZM228 202H230V201H228V199L227 198H224V196L223 195H215V197H213V198H211V201L209 202V205H210V203H211V206L208 208V210H207V212L204 214V215H209V214H216V213H221V212H224V211H226L227 209H229V208H232V207H234L233 205H230V204H232V203H228ZM89 203V204H88ZM123 204H125V205H123ZM150 204V205H149ZM167 204V205H166ZM89 205V206H88ZM92 205V206H91ZM154 205V206H153ZM124 207H125V210H124ZM155 207V208H154ZM161 208V210H159L160 208ZM128 208V209H127ZM139 208V209H138ZM140 208H141V210L142 211H140L139 212V210H140ZM156 209V210H155ZM124 210V211H123ZM129 210H131L130 212H129ZM135 211H136V213H135ZM156 211V212H155ZM164 211V212H163ZM127 212V213H126ZM132 212H133V214H132ZM141 212L143 213V214H141ZM135 213V214H134ZM166 213H168V214H166ZM17 213H15L14 215L13 214H9V215H7V216H4V215H1L3 218H1L2 220L0 221V223H1V226H0V235H1V237H0V242L1 241H3V242H1L0 243V250L2 249V247H4L3 249H5V246L7 247V240L8 241H10L11 239H8V238H6L5 239V237H9V238H12V235L10 234V233H7V230L5 231L4 229H6L7 228V224L9 225V223L10 222H12V221H15L16 220V218H17V215H16ZM131 214V215H130ZM138 214H140L141 215V217H140V215H138ZM126 215V216H125ZM130 215V216H129ZM133 215H135V216H133ZM45 216V217H44ZM133 216V217H132ZM7 217V218H6ZM16 217V218H15ZM34 217V218H33ZM171 217V219H169ZM9 218V219H8ZM54 218V219H53ZM132 218V219H131ZM3 219H6L5 221H4V225H5V223L6 222H8V223H6V225H5V228H3L4 227V225L2 224V222H3ZM9 220H11L10 222H9ZM66 220H67V222H66ZM140 220V221H139ZM168 220V221H167ZM51 221H53V222H51ZM64 223H63V222ZM75 221V222H74ZM172 222V223H169V222ZM62 222V223H61ZM74 222V223H73ZM13 223L14 222H12V225H13ZM53 223V224H52ZM65 223H67L68 225L69 224H71V225H69V227H67L68 225L67 224H65ZM131 223H132V221H131ZM38 224V223H37ZM40 224V223H39ZM38 224V225H39ZM79 224V225H78ZM88 224V225H87ZM93 224V225H92ZM11 225V224H10ZM51 225V226H50ZM67 225V226H66ZM77 225V226H76ZM85 225V226H84ZM92 226L91 228H89L90 226ZM135 225V226H134ZM3 226V227H2ZM88 228H87V227ZM94 226V227H93ZM112 226H114V228L112 227ZM127 226V227H126ZM43 227V226H42ZM79 227H81V228H79ZM112 227V228H111ZM175 227V228H174ZM61 228V229H60ZM67 228V229H66ZM107 228V229H106ZM129 228V229H128ZM134 228V229H133ZM88 229V230H87ZM98 229L100 230V231H98ZM102 229H103V231H102ZM104 229H106V230H104ZM62 230V231H61ZM67 230V231H66ZM71 230V231H72ZM80 230V231H79ZM83 230V231H82ZM108 230V231H107ZM128 230V231H127ZM129 230H130V232H129ZM66 231V232H65ZM87 233V234H90L91 236H90V238H91V240L92 241H95V239H96V236H97V239L99 240H97L96 239V242L94 243V242H92L91 240H90V244H88L89 242H87V241H85V239L83 238V236H81V234H83V233H85V232ZM89 231V232H88ZM106 231V232H105ZM116 231V232H115ZM3 232V233H2ZM64 233V234H61V233ZM82 232V233H81ZM92 232H94V234L92 235ZM96 232H97V234L100 232V237L96 234ZM5 233V234H4ZM57 233V234H56ZM67 233V234H66ZM105 233V234H104ZM61 234V235H60ZM96 234V235H95ZM130 234V235H129ZM4 235V236H3ZM95 235V236H94ZM11 236V237H10ZM74 236H75V234H74ZM94 236V237H93ZM4 237V238H3ZM64 237V238H63ZM99 237V238H98ZM5 239V240H4ZM94 239V240H93ZM103 240V242H102V240ZM85 242H84V241ZM185 240V241H184ZM6 241V242H5ZM79 241H81V242H79ZM89 241V240H88ZM101 241V242H100ZM153 242V243H152ZM81 243V244H80ZM98 243H102V244H97ZM220 242L219 241H217V244H219ZM4 244H6V245H4ZM154 244H155V247H154ZM102 245V246H101ZM152 245V246H151ZM168 245V246H167ZM87 246V247H88ZM150 247V248H149ZM154 248H156L155 249V251H154ZM91 248H90V250H92ZM99 249V250H98ZM100 249L102 250V251H100ZM151 249V250H150ZM242 251V253L240 252V251ZM99 251V252H98ZM152 251H154V252H152ZM152 252V253H151ZM202 253V254H201ZM153 254V255H152ZM154 254H156V256L154 255ZM195 254V253H194ZM205 256H204V255ZM243 254H244V256H243ZM101 255V256H100ZM179 255V256H178ZM203 255V256H202ZM208 255V256H207ZM177 258H176V257ZM191 256H193V257H191ZM101 257V258H100ZM184 257V258H183ZM211 259H210V258ZM252 257L254 258L255 256L253 255H251L249 252H247V251H244V250H241V249H238L237 250V253L236 254H234V255H232V257H231V261H232V259H234L238 264H254L253 263V259H252ZM98 258H99V262H98ZM155 258V259H154ZM183 260H182V259ZM195 258L197 259V260H195ZM201 258V259H200ZM202 258H204V259H202ZM207 258H208V260H207ZM189 259V260H188ZM157 260H159V262H157ZM194 260V263L192 262ZM200 260V261H199ZM162 261V262H161ZM169 261H171V262H169ZM199 261V262H198ZM97 262V263H96ZM156 262V263H155ZM186 262V263H185ZM206 262V263H205ZM217 262V263H216ZM0 263L1 264H11V263H3L1 260H0Z\"/></svg>",
    "mask_w": 264,
    "mask_h": 264
}]
</instances>
